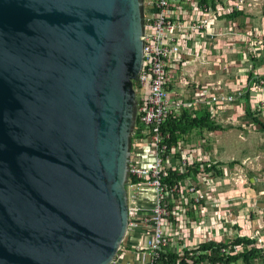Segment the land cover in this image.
<instances>
[{"label": "water", "instance_id": "obj_1", "mask_svg": "<svg viewBox=\"0 0 264 264\" xmlns=\"http://www.w3.org/2000/svg\"><path fill=\"white\" fill-rule=\"evenodd\" d=\"M142 0H0V264H108L126 233Z\"/></svg>", "mask_w": 264, "mask_h": 264}, {"label": "built area", "instance_id": "obj_2", "mask_svg": "<svg viewBox=\"0 0 264 264\" xmlns=\"http://www.w3.org/2000/svg\"><path fill=\"white\" fill-rule=\"evenodd\" d=\"M259 2L142 0V62L133 81L135 123L125 182L127 227L108 264H169L170 254L176 255L174 264H243L240 260L194 261L199 254L212 252L210 248L197 250L201 243L224 240L215 232V224L220 222L214 228L202 227V221H195L194 211L202 216L204 207L218 209V203L226 204L228 200L213 198L210 189L204 188V182L211 183L213 171L171 176L172 169H199L208 158L202 147L196 146V161H189L183 153L182 139L171 142L161 125L172 114L201 106H208L219 124L230 119L227 111L244 112V96L251 99L254 116L264 119V14L259 15L258 23H251V9ZM234 10L240 13L232 18L224 16ZM208 61L218 65L219 76L205 82L200 81L201 76L195 79L199 67ZM240 175L232 181H246ZM197 224L201 230L188 233ZM235 233L228 235L227 243L236 235L248 236L263 250L257 231L252 235ZM236 251L229 246L221 248L224 254ZM126 253L141 254V258L123 263Z\"/></svg>", "mask_w": 264, "mask_h": 264}, {"label": "crops", "instance_id": "obj_3", "mask_svg": "<svg viewBox=\"0 0 264 264\" xmlns=\"http://www.w3.org/2000/svg\"><path fill=\"white\" fill-rule=\"evenodd\" d=\"M202 67L206 68L205 71H207L209 67H215V77L219 76L218 65H215V61H208V64H203V66L199 67L200 71H202ZM204 75L205 72L203 73V76H201V82L213 80L211 73L207 74L206 78ZM244 97V99H241V102L245 105V107L242 108L244 112L227 111L230 119L223 122L218 121L219 124L221 123L222 129L213 131L193 130L191 133L184 135L181 139L183 144L185 143V150L183 153L189 161H196L194 148L196 146H201L206 153V158H208V160L202 162L204 163L203 165L210 163V165H217L221 173L215 174L213 171V175H211L212 179L210 180L211 183L204 182L203 186L204 188H207V190L210 189V194L213 198L225 197L224 199L228 200L226 204L218 203V209H216L215 206L211 209L204 207L202 216L194 211L195 215H198H193L195 221H198L199 223L203 222L202 227L206 226L207 229H210V226L214 228V224L220 222L221 225L215 224V232L218 231V238L224 240L227 239L230 233L241 231L252 235L257 231L264 243V153L260 151L256 155L245 156L241 161L236 160L235 157H231L230 161H226L228 163H225L224 159L216 153L218 145L221 143L219 139H216L215 141V134H218L219 131H223L226 128L236 127L238 130L237 136L241 141L246 140L247 135L252 132L251 129L254 128L255 125L256 128L258 126L259 130L264 131L260 127V124L264 123V119L254 116L250 109L251 99L248 96ZM225 117L226 116H223V119ZM229 135H231V133L228 132L226 136L229 137ZM189 139L191 141H189ZM248 140L249 143H247V141L246 144L250 147L251 139ZM243 144L244 142L241 143V145ZM215 160L217 161L216 163ZM238 174L244 176L243 180L247 178L248 184H246L245 181L234 183L232 178L234 179ZM242 175H240V177ZM213 217L215 220H213ZM221 217L222 220H219ZM180 220L181 218L176 222L179 223ZM223 225L225 227H223ZM198 230H201L199 224H197L194 229L190 227L189 231L188 228H185V231H188V233L193 231L194 234ZM193 233L190 234L191 241L195 240V238H193ZM140 258L141 254L133 255L126 253L123 256V263L127 260L134 261ZM262 264H264V261H262Z\"/></svg>", "mask_w": 264, "mask_h": 264}, {"label": "trees", "instance_id": "obj_4", "mask_svg": "<svg viewBox=\"0 0 264 264\" xmlns=\"http://www.w3.org/2000/svg\"><path fill=\"white\" fill-rule=\"evenodd\" d=\"M213 1V0H212ZM240 11H233L230 14H225L224 16L235 17ZM182 112H178L168 116V118L161 125L163 132L169 133L170 141L176 142L178 139L182 138L184 135L191 133L193 130L198 131H213L217 129H222L220 124H217L208 106H201L196 110L183 109ZM261 129L264 130V123L260 124ZM199 171L211 172L214 171L215 174L221 173L217 165H204L203 167L197 169H190L189 167L184 169V171L172 169L170 174L172 177H183L186 174L195 175ZM230 247L231 251L238 249L236 253L224 254L221 252V248ZM207 248L212 249L210 254L201 253L197 256L194 261L198 262L200 260H209L210 262L223 261H237L240 260L243 264H262L264 261V253L262 248L255 245V239L248 236L236 235L233 239L227 243L226 240L222 241H208L203 242L199 245L197 250L204 252ZM186 253V252H185ZM175 254H170L168 263L174 264Z\"/></svg>", "mask_w": 264, "mask_h": 264}, {"label": "rangeland", "instance_id": "obj_5", "mask_svg": "<svg viewBox=\"0 0 264 264\" xmlns=\"http://www.w3.org/2000/svg\"><path fill=\"white\" fill-rule=\"evenodd\" d=\"M259 4L256 5V8H252V15H251V23L256 24L259 21V15L264 14V0H259ZM250 5V4H249ZM248 10V7H246V11ZM238 66H240V63H238ZM206 68L202 67V71L199 70V72L196 74L195 79H198L200 76H203V73L205 72L204 77L206 78L207 74H212V77H215V67H209L207 71H205ZM185 73L183 74V76ZM184 82V80H182ZM255 129V130H254ZM252 132H250L247 135L246 140L241 141L240 138H238V130L236 127L226 128L223 131H219L218 134H215V141L216 139L220 140V145H218L217 155L220 156L222 159H224L225 163H228L226 161H230L231 157H235L236 160L241 161L245 156H253L262 151L264 153V131H261L258 129V126L256 128V125L254 128L251 129ZM231 133L229 137L226 136V134ZM227 137V138H226ZM251 139V146H247L246 142L249 143V140ZM189 141H191L189 139ZM244 142L243 145L241 143ZM264 160V159H263ZM236 177V176H235ZM246 184H248V179L245 178ZM245 184V185H246Z\"/></svg>", "mask_w": 264, "mask_h": 264}, {"label": "bare ground", "instance_id": "obj_6", "mask_svg": "<svg viewBox=\"0 0 264 264\" xmlns=\"http://www.w3.org/2000/svg\"><path fill=\"white\" fill-rule=\"evenodd\" d=\"M249 116V115H248ZM253 120V119H252ZM257 121V120H256Z\"/></svg>", "mask_w": 264, "mask_h": 264}]
</instances>
